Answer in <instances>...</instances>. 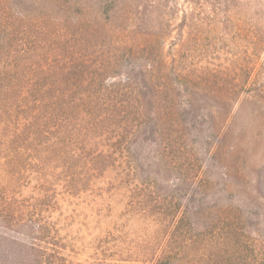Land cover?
Instances as JSON below:
<instances>
[{"label":"trees","instance_id":"trees-1","mask_svg":"<svg viewBox=\"0 0 264 264\" xmlns=\"http://www.w3.org/2000/svg\"><path fill=\"white\" fill-rule=\"evenodd\" d=\"M263 49L264 0H0V264H72L86 192L91 264H264Z\"/></svg>","mask_w":264,"mask_h":264},{"label":"rangeland","instance_id":"rangeland-1","mask_svg":"<svg viewBox=\"0 0 264 264\" xmlns=\"http://www.w3.org/2000/svg\"><path fill=\"white\" fill-rule=\"evenodd\" d=\"M239 15H243L244 24L249 25L254 22L257 12L254 10L244 11L239 10ZM242 16V17H243ZM224 51L218 57V59L211 60L213 63H219L221 65H229L233 67L236 64L240 54H242L239 47L237 48L229 38L224 39ZM258 67L260 73V81L256 83V86H264V49L261 51L258 59ZM257 122H260L257 121ZM264 123V122H262ZM262 132L264 133V125ZM251 165L247 169L253 173L252 178H257V170L259 165L258 157L251 158ZM260 199H264V192L259 191ZM59 210L55 213V217L58 219L61 236L63 237L66 245L68 246L67 254L68 258L73 262L72 264L86 263L95 261L99 258L98 255V243L97 239H101L104 236L103 232L99 230L101 223L94 213V209L102 202H98L92 193L86 192L80 194L78 197L68 198L65 196L59 197ZM108 203V202H106ZM114 220V218H112ZM119 229V228H118ZM121 237L126 239L122 245L127 247L130 244V238H133V234L130 233V228H121ZM110 237L107 239L108 242L104 243V248L108 249L109 255H114V252L119 249L121 243L119 242L120 233L115 229L111 230ZM100 237V238H99ZM121 238V239H122ZM120 239V240H121ZM100 245V244H99ZM108 259H116L114 256L107 257ZM91 264V263H90ZM98 264V263H97ZM119 264H141V263H119Z\"/></svg>","mask_w":264,"mask_h":264}]
</instances>
